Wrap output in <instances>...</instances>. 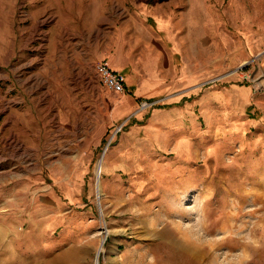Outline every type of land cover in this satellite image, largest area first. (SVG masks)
I'll use <instances>...</instances> for the list:
<instances>
[{"label": "rangeland", "instance_id": "1", "mask_svg": "<svg viewBox=\"0 0 264 264\" xmlns=\"http://www.w3.org/2000/svg\"><path fill=\"white\" fill-rule=\"evenodd\" d=\"M262 187L264 0H0V264H264Z\"/></svg>", "mask_w": 264, "mask_h": 264}, {"label": "crops", "instance_id": "2", "mask_svg": "<svg viewBox=\"0 0 264 264\" xmlns=\"http://www.w3.org/2000/svg\"><path fill=\"white\" fill-rule=\"evenodd\" d=\"M159 28H160L159 30L153 29L154 32L152 34L150 33L151 31L148 30L149 33L151 34L150 37H152L151 43H152V45H155V46H161L160 43L163 42L161 35L165 34L167 36H170V33H168L169 27L167 26L165 21H162V20L159 21ZM164 53H165V49L159 48L157 50V48H155V51L152 54V56H154L153 60L155 63H153V65L150 64V67L157 69L156 71H157L158 77L161 76V73H160V69L162 67L161 55H164ZM166 56H167V52H166ZM117 67L120 69L128 70V75H130L132 73V70H131L132 65L130 64V62H128V58L126 56H124V59L122 60V62H119ZM132 74H133L132 77H128V81H127V86H128V89L130 91H131V88H133V90H134L136 87H139L141 84H143L144 86L140 88L139 92H145V91L149 92V91H154L157 89V88H154L151 86L153 84V81L151 79H148V77H147L148 73H146V72L142 73L141 78L137 77V75L139 76V74L137 72L132 73ZM153 74H154V72H153ZM145 85H146V87H145ZM131 96H133V95H131Z\"/></svg>", "mask_w": 264, "mask_h": 264}, {"label": "built area", "instance_id": "3", "mask_svg": "<svg viewBox=\"0 0 264 264\" xmlns=\"http://www.w3.org/2000/svg\"><path fill=\"white\" fill-rule=\"evenodd\" d=\"M96 69L103 83L112 91L124 93L126 89V77L120 71L113 69L106 61L96 64Z\"/></svg>", "mask_w": 264, "mask_h": 264}, {"label": "bare ground", "instance_id": "4", "mask_svg": "<svg viewBox=\"0 0 264 264\" xmlns=\"http://www.w3.org/2000/svg\"><path fill=\"white\" fill-rule=\"evenodd\" d=\"M103 161H104V157L99 160L98 164H97V176L100 177L101 175V172H102V169H103ZM264 188V187H262ZM104 241V239H103ZM182 247L184 248H188L191 250V251H187L188 253H192V254H195L196 257L198 256H201L203 253H204V246L202 245H199V244H196V243H193V242H190L188 240H185V242H182ZM6 253H9L8 251Z\"/></svg>", "mask_w": 264, "mask_h": 264}]
</instances>
